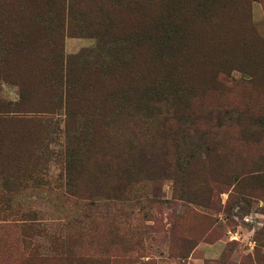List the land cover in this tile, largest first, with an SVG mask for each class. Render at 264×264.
I'll return each mask as SVG.
<instances>
[{
	"label": "rangeland",
	"instance_id": "obj_1",
	"mask_svg": "<svg viewBox=\"0 0 264 264\" xmlns=\"http://www.w3.org/2000/svg\"><path fill=\"white\" fill-rule=\"evenodd\" d=\"M131 1L134 51L108 42V35L97 40L101 21L116 38V17L109 16L127 13L118 8L126 0H37L28 16L0 0V183L6 179L10 199L8 206L0 204V264H76L65 251L85 264H237L253 253V234L264 229V140L253 128L225 131L228 140L246 137L231 148L241 153L240 164L257 171L238 185L241 196L233 185L225 191L228 179H217L216 169L229 168L232 160L206 158L204 131L177 120L188 109L204 119L208 114L200 108L213 104L232 108L231 118L241 108L264 107V0ZM209 10L217 22L230 21L220 38L215 25L195 19ZM141 15L146 28L139 26ZM184 23L199 27L189 70L196 76L189 81L174 76L167 57ZM144 41L151 54L142 67ZM252 49L261 59L247 55ZM26 51L50 66L43 65L42 82L31 90L16 70ZM56 60L61 91L50 73ZM103 65L112 68V82L100 79L82 94L70 89L64 97L65 81L79 83V73L93 81L89 71ZM189 158L205 160L204 176L193 180L221 181L212 191L218 212L177 199L176 165ZM27 175L26 182L15 179ZM226 202L229 211L222 213ZM202 215L212 217L209 227ZM29 224L32 230L21 227ZM181 236L193 246L185 257H178L185 252ZM218 240L225 244L217 259H189L197 244Z\"/></svg>",
	"mask_w": 264,
	"mask_h": 264
},
{
	"label": "trees",
	"instance_id": "obj_2",
	"mask_svg": "<svg viewBox=\"0 0 264 264\" xmlns=\"http://www.w3.org/2000/svg\"><path fill=\"white\" fill-rule=\"evenodd\" d=\"M10 3H6L5 8L8 10H15L14 12L19 13L20 15L28 16L31 10L35 11L37 9L36 2L37 0H16V3L12 4L11 2L13 0H7ZM60 2L62 0H59ZM109 1V0H108ZM129 3H118L119 9L123 7L127 13L124 12V15L122 11H119V13H115L114 15L109 16H115L116 21L114 22L113 18L111 20L112 23L119 29L118 35L114 40L111 38V30L109 31L108 25L104 22V26H101L102 22H100L98 29L96 31L98 32L97 35H102L97 40L103 38V36L108 35V42H115L118 41L119 46L121 49H129V51L135 50V19L132 18V13L134 11L135 14V3L131 0H126ZM21 2V4L17 3ZM133 4L132 8H130V4ZM66 3L68 4V0H66ZM46 6V5H45ZM107 6V4H103V8ZM67 9V16L71 15V10L68 8V5L66 7ZM102 11V10H101ZM13 12V13H14ZM104 12V11H103ZM81 13V12H80ZM130 13V14H129ZM213 10H209L208 12L202 13L200 15H197L195 19H201L203 22V25H215V30L212 32H215L218 37L220 38L223 35V27H226L229 25V19H225V22H221L218 19H216L218 16L215 14ZM150 17V16H149ZM148 19L140 16L141 24L139 25L140 28H146L144 23ZM199 22V21H198ZM186 23H189L186 21ZM186 23L183 24L181 35H176L175 38L170 41L168 49L170 50V54L167 55L169 61V65L173 69L174 76L177 78H183L186 80H190L193 78L192 75L190 76L189 70L191 68L192 62L190 61V58H192L196 54V41L194 32L199 27H193ZM79 29V28H78ZM252 41L253 36L251 35ZM165 38H162L163 40ZM143 40V39H142ZM148 40V36L145 37V41ZM106 41V40H105ZM144 41L143 47L141 50L142 59H141V66L145 67L147 62H150V59L148 57L150 51H148V48L151 44H146ZM166 42L162 43L163 45ZM261 43L264 46V42L261 41ZM56 44L54 43V46ZM21 48V47H20ZM165 48V47H164ZM189 50H191L190 54L188 55ZM20 51V50H19ZM252 53H249L247 55H250V57L253 55V58H255V61L257 59H261V57H258V52L251 51ZM36 54L38 53H28L27 51L23 53V56L20 57L18 66L16 67L17 73L20 74V77L25 82V86L29 87L30 90L36 85L37 80L39 82H42L40 80V73H42V70L47 67L43 66L46 65L50 67L48 64L44 63ZM147 55V60H145V56ZM188 55V56H187ZM246 56V55H245ZM159 61V60H158ZM162 63H164L167 60H160ZM176 61L177 63H175ZM180 63V64H179ZM105 66V65H103ZM103 66L100 69H94L95 77L93 81H91L90 77L88 76L86 79L84 76H80L81 73L78 75V80H80L79 83L71 82L68 84L67 81L64 82V85L62 87V93L64 97H66L69 93V90L76 89L79 94H82L85 90H88V88L92 87L97 81L100 79L104 80L106 79L108 82L113 81V76L111 73H109L112 68L107 67L108 71L106 69H103ZM51 75L52 77L56 78V84L59 86L54 87V89H59L61 91V68L59 67V63H57V60L54 65L51 66ZM135 77V74H133ZM178 75V76H177ZM251 73V77H252ZM264 79V78H260ZM101 81V80H100ZM132 91V90H131ZM129 91L128 93H130ZM19 104V102H18ZM16 106V104H15ZM200 109H203L205 112H207L208 117L204 119H200L199 112L193 109L186 110V113L181 119H178L177 122L179 124H182V126H185L187 128L204 131L203 135L205 138V157L207 158L208 155H219L220 158H229V160H232L228 162L229 168H226L224 170H220L218 172V169H216L217 177L220 174V178L217 179H228V183H223V186H225V191L228 190L231 185L235 188V192L238 195L245 196L244 193H242L241 190H239L238 185H240L242 182H245L250 176L256 174L255 171H250L245 168L244 164H240V162L243 160V157L241 153L234 152L231 148V143L233 144H241L244 141H246V137L241 136V134H238L234 136L232 140H228V137L226 135V130L229 128L236 127L239 128L240 131L246 130L249 131L252 129L257 134V138H262L264 140V107L260 108H254L252 106L250 107H244L238 110L237 113H240L238 115V118H231V109L229 106H222L213 104L210 105V107H201ZM6 119L5 117H3ZM21 119V118H19ZM251 132V130L249 131ZM258 140V139H257ZM251 144H254L257 146L258 141H250ZM204 159L206 160V158ZM197 159L196 162L192 161L190 158L184 161L179 162L176 165V172L177 176L179 178V196L177 199L181 202L188 203V204H196L198 206H203L205 208H210L212 210H215L218 212L217 208L219 209V205L217 203V199L213 200V194L212 191L215 189L218 185H222L221 181L217 180H208L206 182H200L198 180H193L195 178H199L202 175L201 171L205 169V160ZM236 160L239 162V165L237 167H231V163ZM208 170V166H206ZM215 169V168H214ZM208 173V172H207ZM4 175L0 174V178ZM32 177V175H27L25 177L20 178L19 176L15 179L18 183L22 181H27ZM6 179H1L0 183V204L7 205L9 202L8 188L4 185V181ZM237 188V189H236ZM202 192L204 196L201 198L198 196V193ZM221 193V192H220ZM243 198V197H241ZM243 200V199H242ZM222 208V207H221ZM222 213H228L229 211V202L225 203V206L221 210ZM27 218L33 217V215H29V213H26ZM199 214V213H196ZM202 218L204 221L208 224V227L210 226L211 222L213 221L212 217L210 215H202ZM30 220V219H28ZM22 228L32 230L33 225H22ZM217 240V238L213 239L212 241ZM253 241L255 242V247L253 249L252 255H246L244 258L239 259L237 264H261L263 262L264 264V229H261L259 231H256L253 234ZM178 243L181 246V250L185 251L184 253H180L178 257H185L186 254L192 250L193 246H190L189 239L186 237L181 236L178 239ZM66 259H70V261L76 264H85L86 261L81 258H74L73 254L70 252L68 253L65 251V253H62ZM72 255V256H71ZM223 256V255H222ZM221 256V258H222ZM71 264V263H70Z\"/></svg>",
	"mask_w": 264,
	"mask_h": 264
},
{
	"label": "crops",
	"instance_id": "obj_3",
	"mask_svg": "<svg viewBox=\"0 0 264 264\" xmlns=\"http://www.w3.org/2000/svg\"><path fill=\"white\" fill-rule=\"evenodd\" d=\"M229 239L237 240V236H231ZM225 242L223 240H218L213 244H197L192 253L197 255V258L189 257L192 261L201 262L203 259H217L221 252L223 251ZM199 257V258H198ZM198 264V263H197Z\"/></svg>",
	"mask_w": 264,
	"mask_h": 264
},
{
	"label": "bare ground",
	"instance_id": "obj_4",
	"mask_svg": "<svg viewBox=\"0 0 264 264\" xmlns=\"http://www.w3.org/2000/svg\"><path fill=\"white\" fill-rule=\"evenodd\" d=\"M180 64V63H179ZM158 74V73H157ZM175 74V73H174ZM178 76V75H177ZM163 78V77H162ZM158 79V78H157ZM183 79V78H182ZM163 84V83H162ZM156 86V85H155ZM165 87V86H164Z\"/></svg>",
	"mask_w": 264,
	"mask_h": 264
}]
</instances>
